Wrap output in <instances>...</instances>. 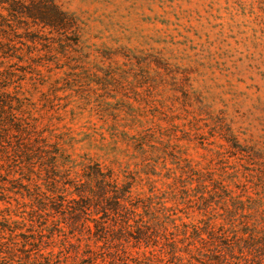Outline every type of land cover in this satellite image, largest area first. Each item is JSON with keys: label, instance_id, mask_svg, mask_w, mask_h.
<instances>
[{"label": "rangeland", "instance_id": "rangeland-1", "mask_svg": "<svg viewBox=\"0 0 264 264\" xmlns=\"http://www.w3.org/2000/svg\"><path fill=\"white\" fill-rule=\"evenodd\" d=\"M32 1L2 11L17 48L0 85L25 97L43 137L75 164L98 163L119 180L132 172L133 195L149 193L147 177L161 188L187 164L264 200V0H51L74 18L73 33L40 26ZM2 130L15 144L14 129ZM144 131L154 134L146 152L131 138ZM21 156L0 152V264H30L21 251L36 245L56 254L64 237L48 238L52 216L32 215V201L7 190H45V170L21 169ZM67 238L78 251L67 263L85 264L83 240Z\"/></svg>", "mask_w": 264, "mask_h": 264}, {"label": "trees", "instance_id": "trees-1", "mask_svg": "<svg viewBox=\"0 0 264 264\" xmlns=\"http://www.w3.org/2000/svg\"><path fill=\"white\" fill-rule=\"evenodd\" d=\"M25 1L0 0V67L10 56L9 52L17 48L9 31L4 29V24L11 26L3 22L6 16L2 11L10 15L14 6L25 7ZM32 3L41 15L40 26L62 33L74 32V18L51 0ZM17 42L24 44L19 39ZM11 75L7 68L0 71L1 80ZM2 86L0 152L7 157L10 151L21 154V169L28 173L34 172L36 163L45 170V190L40 184H34L32 191L28 185H22L26 187L24 194L16 189L7 190L29 198L32 215L39 210L45 216H52L48 238L55 232L64 236L56 254L51 251L45 254L37 245L22 249L30 264H68L69 257L75 260L78 251H69L68 247L73 249L74 243L67 237L83 240L85 249L81 252L86 258L80 263L85 264L94 263L98 257L106 260L103 264H264L263 199L251 196L243 199L240 193L232 194L223 177L214 178L210 171L187 164L177 165L180 173L170 175L161 188H155L153 180L147 177L149 193L133 195L132 172L119 180L118 174L98 163L75 164L57 141L50 142L36 130V119L25 97L12 94ZM4 127L14 129L15 134L10 136L16 139L15 144L9 140L8 132L1 133ZM131 138L146 152L143 146L154 139V134L144 131ZM147 145L157 149L156 145ZM143 167L151 166L145 162ZM189 211L196 212L200 218L184 221L178 214L188 217ZM129 248H138L140 252L132 255ZM12 251V257L16 256Z\"/></svg>", "mask_w": 264, "mask_h": 264}]
</instances>
